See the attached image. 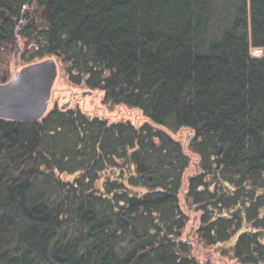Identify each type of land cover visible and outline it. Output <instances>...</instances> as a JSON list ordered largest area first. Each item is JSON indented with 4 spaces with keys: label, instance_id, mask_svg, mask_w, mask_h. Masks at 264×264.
<instances>
[{
    "label": "trees",
    "instance_id": "trees-1",
    "mask_svg": "<svg viewBox=\"0 0 264 264\" xmlns=\"http://www.w3.org/2000/svg\"><path fill=\"white\" fill-rule=\"evenodd\" d=\"M19 39L146 121L0 118V264H264V0H0Z\"/></svg>",
    "mask_w": 264,
    "mask_h": 264
},
{
    "label": "rangeland",
    "instance_id": "rangeland-1",
    "mask_svg": "<svg viewBox=\"0 0 264 264\" xmlns=\"http://www.w3.org/2000/svg\"><path fill=\"white\" fill-rule=\"evenodd\" d=\"M28 12L31 17L36 18V20L40 23L41 17L40 14L37 15L39 12L37 11L36 13L35 8L32 7L28 10ZM15 44H0V83L8 81L14 73L18 72L22 67L27 65L20 59L21 52H17L19 47L23 50L24 47H26V43H23L22 39H19L18 43ZM250 54L252 57L258 58L261 55V50L259 48H252L250 49ZM51 58H54L57 64L58 72L51 88L47 112L53 108L62 110L78 109L89 117H97L99 119L107 120L108 122L128 121L135 126H140L146 121L140 112L135 109H130L122 105L104 103L103 93L101 91L91 90L83 85L73 84L70 80H68L63 64L57 58ZM65 105L66 107L62 108ZM187 136V130L180 131L173 135L175 139H180L184 146L187 142ZM192 158L193 161L191 160V165L183 175L184 183H186L188 177L193 174L194 167L196 166L194 164L196 159L194 157ZM63 178L67 177L64 176ZM185 188L186 185H184L183 190L179 193L180 203H183L185 199ZM182 208L185 210L183 205ZM189 211L191 214V211L194 210L191 209ZM192 225L193 224L190 223L188 228ZM193 237L194 236L192 235V238ZM193 244L195 246V250H193L194 256L197 255V251L202 252V254L198 256L201 262L207 261L209 264H239L235 260H231L221 254L220 249L228 244L217 245L208 249L203 248L200 244L196 245L195 241H193ZM219 259H222L223 261H219Z\"/></svg>",
    "mask_w": 264,
    "mask_h": 264
},
{
    "label": "water",
    "instance_id": "water-1",
    "mask_svg": "<svg viewBox=\"0 0 264 264\" xmlns=\"http://www.w3.org/2000/svg\"><path fill=\"white\" fill-rule=\"evenodd\" d=\"M57 72L54 58L48 57L27 64L8 81L0 83V118L22 122L41 120L47 112Z\"/></svg>",
    "mask_w": 264,
    "mask_h": 264
}]
</instances>
